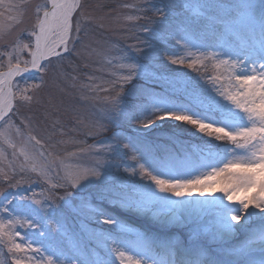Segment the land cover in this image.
I'll return each mask as SVG.
<instances>
[{"label":"rangeland","instance_id":"rangeland-1","mask_svg":"<svg viewBox=\"0 0 264 264\" xmlns=\"http://www.w3.org/2000/svg\"><path fill=\"white\" fill-rule=\"evenodd\" d=\"M44 3L45 0H2L0 52L11 51L17 38L21 44L33 40L28 33L36 23L37 5ZM246 3L254 4L255 8L240 7ZM261 3L262 0H81V8L74 14V18L81 20L79 39L70 44L69 52L44 62L48 65L45 73L16 79L20 88L35 84L40 87L31 88L27 93L32 97L31 102H15L13 112L5 118L7 124L0 122V131L15 145V148L8 147L0 141L3 152L0 205L12 200L8 207L36 219L44 235L27 227L18 226L17 231L34 240V246L42 244L55 252L63 264L107 261L113 241L129 246L142 258L146 256L142 250L147 247L157 248L163 256L170 257L171 245L177 251L189 249L195 254L204 250L218 261L252 262L242 255H229L228 249L239 247L238 243L233 242L225 250L221 240L214 241L210 234L203 232V226L212 219L207 209L178 226L179 233L170 243L166 242L165 231L151 227L158 215L164 218L170 212L171 206L163 201L145 202L146 190L139 186L151 182L140 178L137 164L147 162L152 168L198 167L205 154L203 141L209 138L183 122L157 121L149 129L139 128L135 119L125 116L113 122L109 119L111 105L102 98L116 93L102 89L111 88L109 82L115 79L111 73L126 71L115 65L136 62L140 75L125 84L121 96L125 113L132 112L129 94H135L137 104L147 102L141 91L186 102L187 91L199 92L210 89L211 85L200 79V73L169 63L170 54L183 52L177 41L190 39L204 52L218 51L221 44L225 51L258 50L264 40L260 26ZM197 6L201 9L199 16L191 10ZM21 56L30 59L27 52ZM108 60L112 63H107ZM6 64L7 57L0 56L4 70ZM201 72L205 78L212 74L211 69ZM135 115L139 116V111ZM30 135L41 141L43 149L28 139ZM20 148L36 155L40 163L44 161L38 156V150H43L46 156L52 153L48 157L49 161H55V170L50 168L48 173L51 183L65 182V166L71 170L95 167L102 176L86 182L87 187L67 189L74 195L66 196V189L52 188L44 177L29 171L28 165L21 171L25 161L19 154ZM134 168L135 176L129 174ZM133 185L138 187L134 190ZM21 196L29 199L22 201ZM32 199L42 201V210L32 204ZM168 199L176 198L168 196ZM65 200L71 204H65ZM82 201L104 209L105 215L112 219L141 216L148 223L145 221L146 225L140 229L115 219V225H106L98 214L82 208ZM259 226L256 223L252 228ZM145 232L147 237L143 235ZM239 234L236 232L233 236ZM258 249L262 251L260 246ZM0 250V261L13 264L15 254H9L2 245Z\"/></svg>","mask_w":264,"mask_h":264},{"label":"snow or ice","instance_id":"snow-or-ice-1","mask_svg":"<svg viewBox=\"0 0 264 264\" xmlns=\"http://www.w3.org/2000/svg\"><path fill=\"white\" fill-rule=\"evenodd\" d=\"M240 7L253 9L255 5L246 3ZM260 7V26L264 33V0ZM80 8L81 0H45L44 4L37 5L36 23L28 33L33 40L21 44L17 38L11 51L0 52V56L7 57L6 70L4 65H0V122L7 124L5 118L13 112L16 107L15 102H31L32 97L27 93L31 88L40 87V84H35L20 88L16 78L24 77L26 73H45L48 65L44 62H50L53 58L61 57L62 53L69 52L70 44L79 39L82 25L80 18H74V14ZM191 10L195 16L201 14L200 6ZM41 11L42 15H40ZM177 42L183 52L170 54L169 63L186 66L200 73V79L205 80L211 88L201 89L199 92L195 89L187 91L186 102H176L141 91V95H146L147 102L137 104L135 94H129L132 95L129 101L132 112L125 113L121 99L124 86L140 75L138 71L140 66L136 62L120 63L114 67L126 71L111 73L115 76V79L109 82L111 88L102 89L105 92L116 93L114 96L102 98L105 103L111 105L109 119L115 122L119 117L125 116L135 119L138 127L143 129L155 126L157 121L183 122L208 137V140L203 141L205 147L202 151L205 154L198 167L189 168L183 165L180 168H152L147 162L137 164L140 178L142 180L146 178L151 182L150 185L139 186L146 190L145 202L163 201L171 206L170 212L173 208L190 207L193 204L201 209H207L212 219L203 226V232L210 234L214 241L231 237L239 230L237 225L243 229L253 219H258L262 222L260 226L246 229L245 240L241 241L239 247L228 249V253L239 257L253 244H259L264 251V40L261 41L258 50L241 48L240 51H225L224 45L221 44L220 50L211 52L200 51L199 46L190 39ZM193 48L197 51H193ZM23 52H27L30 59H22ZM107 63L111 64L112 61L108 60ZM202 69L204 71L211 69L212 74L205 78ZM136 111H139V116L135 115ZM100 129L103 130V125ZM17 133L19 134V129ZM28 139L43 149V144L35 136L30 135ZM0 141L8 147L15 148L4 131H0ZM213 141L221 143H213ZM19 154L25 161V164L21 165V171L24 170L25 165H28L29 171L44 177L52 188L66 189V196L74 195L67 189L87 187L86 182H90L93 178L99 180L102 176L95 167L71 170L65 166V182L51 183L48 173L50 168L55 170V161H49L48 157L52 153L46 156L43 150H38V156L42 158L43 163L38 162L37 156L24 148L19 149ZM2 156L3 152L0 150V157ZM29 161H31L30 165ZM125 171L129 170L126 168ZM178 172L182 174H176ZM129 174L135 176L136 169H132ZM137 187L133 185L134 190ZM216 191L221 195L214 200L185 199L192 197L194 193L200 197H204L206 193L211 196ZM156 193L166 195L157 196ZM168 196L176 199L169 200ZM28 199L27 196L20 197L22 201ZM60 199L65 198L60 197ZM10 204L12 200L0 205V214H6L0 216V245L7 248L9 254H15L12 255L13 264H63L55 252L42 244L34 246L36 243L34 240L17 231L18 226L27 227L39 230L40 235H44L41 230L42 225L36 219L24 211L10 209L8 207ZM32 204L42 210L41 200L32 199ZM65 204L70 205L71 202L65 200ZM81 207L98 214L103 224L117 223L106 216L104 209L100 207H93L85 201H82ZM173 216L174 222H179L174 213ZM241 221L244 223L242 224ZM169 252L173 257L177 255L175 247L170 248ZM109 255V260L98 261L97 264H149L148 260L140 257L134 250H130L129 246L115 241ZM0 264L3 262L0 261ZM152 264H169V262L166 258H162L153 260ZM171 264H176L175 259ZM179 264H239V261H218L210 258L206 251L200 250L194 257L182 258ZM261 264H264V260Z\"/></svg>","mask_w":264,"mask_h":264},{"label":"bare ground","instance_id":"bare-ground-1","mask_svg":"<svg viewBox=\"0 0 264 264\" xmlns=\"http://www.w3.org/2000/svg\"><path fill=\"white\" fill-rule=\"evenodd\" d=\"M218 195H219V191H216L211 196L206 193L204 197H200L194 193L192 197H190V198L186 197L185 199L186 200L190 199L192 201H198V200L209 201V200L216 199V197H218ZM203 211H204V209L197 207L195 204H193L190 207L173 208L172 212H168V214H166L164 216V218L160 217V215H158V218L155 219V221H154L155 225H153V226L151 225V227H153L155 229L160 228L162 231H165L164 236L166 237L165 238L166 242H169L170 239L174 238V235H177L179 233V231H177V230L179 229V227L181 225L188 223L190 219L199 216ZM173 213L175 214V218H178L179 222L176 223L177 225H174L175 222H174ZM113 218L115 220L121 222V223L131 224L133 227H137L138 229L143 228L146 225V222L148 223V221L144 220V218L141 216H137V217H134V216H132V217L131 216H124V217L116 216ZM241 222H242V224L244 223V221H241ZM256 223L261 224L262 222L258 219H253L249 224H246L243 229H241L240 226H237V228L239 229L237 231V233L238 232L240 233L239 236H237V237L236 236L225 237L223 240H221L222 241V248H225V250H226V248L229 247L231 244H233V242L238 243L240 245L241 241L245 240L246 229L254 227V225ZM143 235H146V237L148 236L147 232H145ZM186 238H187V236H185V239ZM169 247L172 248L171 245H169ZM258 247H259V244H253L251 247H248L245 250V252L242 254V257H245L244 259L247 261H248V259H251L252 260L251 264H261V261L264 260V251H259V249L257 250ZM142 252L145 253V255H146L145 258H143V259L148 260V262H150V263H152L153 260H160L162 258H166L167 261L169 262V264H171L173 259H175L176 264H179V261L182 258L195 256L194 251L189 250V249H187L186 251H185V249L178 250L177 255L175 257L171 256V254L169 255L170 257L163 256L157 248H151L150 249L147 247L146 250H142ZM239 264H246V263L240 262Z\"/></svg>","mask_w":264,"mask_h":264},{"label":"water","instance_id":"water-1","mask_svg":"<svg viewBox=\"0 0 264 264\" xmlns=\"http://www.w3.org/2000/svg\"><path fill=\"white\" fill-rule=\"evenodd\" d=\"M35 74H37V72H33V73H26V74H25V76H30V75H35ZM17 78H19V77H17ZM17 78H16V79H17Z\"/></svg>","mask_w":264,"mask_h":264}]
</instances>
